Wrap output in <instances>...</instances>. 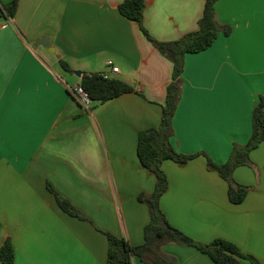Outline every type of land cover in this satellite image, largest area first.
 Listing matches in <instances>:
<instances>
[{"label": "crops", "instance_id": "0c3cea01", "mask_svg": "<svg viewBox=\"0 0 264 264\" xmlns=\"http://www.w3.org/2000/svg\"><path fill=\"white\" fill-rule=\"evenodd\" d=\"M122 1L18 0L14 16L0 15V246L10 239L15 264H107V233L144 240L149 210L138 194L153 192L155 176L137 140L159 126L173 65L119 12ZM205 1L143 0L142 26L158 41L177 40L198 29ZM214 11L230 32L185 55L170 138L177 152L200 154L162 162L168 187L159 205L194 240L226 239L264 264V141L232 173L248 187L238 204L201 154L223 163L251 134L252 109L264 102V0H216ZM77 71L106 73L134 91L85 111L68 89ZM56 194L82 218L63 211ZM160 252L170 264H215L175 242Z\"/></svg>", "mask_w": 264, "mask_h": 264}, {"label": "trees", "instance_id": "16d2710c", "mask_svg": "<svg viewBox=\"0 0 264 264\" xmlns=\"http://www.w3.org/2000/svg\"><path fill=\"white\" fill-rule=\"evenodd\" d=\"M215 1H205L197 30L168 42L152 38L143 28V0H123L118 5L119 12L126 18L137 22L153 46L172 62L173 70L171 81L166 88L165 103L161 107L159 126L144 129L138 134L137 155L139 160L155 176L153 192L138 194V199L145 203L149 210V221L143 229L144 240L139 245H131L125 238L107 233V264H132L134 257L150 261V264H170V261L165 259L160 252L161 246L166 242L195 247L207 254L215 264H238L241 260H247L250 264H259L253 256L244 254L235 243L226 239L215 238L209 242L194 240L171 226L159 205L160 198L168 187L167 177L161 168L162 162L169 159L183 165L200 154L177 152L172 146L170 138L174 134L172 119L180 99V76L184 68L185 55L210 47L219 32L226 35L230 32L228 26L217 21L214 11ZM17 4L18 0H11L0 5V15L14 16ZM59 64L63 70L72 71L65 60L60 59ZM79 84L89 93L96 104L105 103L121 94L134 91L130 83L116 77L104 78L100 73L82 74ZM263 141L264 102L261 98L252 109V130L246 143L233 144L228 159L223 163H216L207 154L201 153L206 157L208 168L215 170L228 183L227 195L232 203H241L248 192V187L234 182L232 173L236 167L249 163L250 152ZM55 196L63 211L71 216L82 218L79 211L67 199L58 194ZM0 260L2 264H15V254L10 239H6L0 246Z\"/></svg>", "mask_w": 264, "mask_h": 264}, {"label": "built area", "instance_id": "2783aa9c", "mask_svg": "<svg viewBox=\"0 0 264 264\" xmlns=\"http://www.w3.org/2000/svg\"><path fill=\"white\" fill-rule=\"evenodd\" d=\"M110 65L111 62H108ZM112 72H118L117 67H112ZM104 78L109 77L108 74L102 73L101 74ZM69 92L71 93L72 97L80 104V106L85 110L89 111L93 106V100L91 99L89 93L79 84H75L72 87H69Z\"/></svg>", "mask_w": 264, "mask_h": 264}, {"label": "water", "instance_id": "95a60500", "mask_svg": "<svg viewBox=\"0 0 264 264\" xmlns=\"http://www.w3.org/2000/svg\"><path fill=\"white\" fill-rule=\"evenodd\" d=\"M41 44H43V45H48L49 43L46 41V44H45V41L42 40V41H41ZM76 75H77V76H81V72H80V71H77V72H76Z\"/></svg>", "mask_w": 264, "mask_h": 264}]
</instances>
